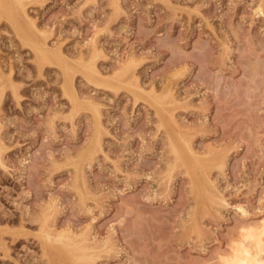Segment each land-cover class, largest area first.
<instances>
[{
  "label": "rangeland",
  "instance_id": "1",
  "mask_svg": "<svg viewBox=\"0 0 264 264\" xmlns=\"http://www.w3.org/2000/svg\"><path fill=\"white\" fill-rule=\"evenodd\" d=\"M24 2L0 7V264H223L264 219V0Z\"/></svg>",
  "mask_w": 264,
  "mask_h": 264
},
{
  "label": "bare ground",
  "instance_id": "2",
  "mask_svg": "<svg viewBox=\"0 0 264 264\" xmlns=\"http://www.w3.org/2000/svg\"><path fill=\"white\" fill-rule=\"evenodd\" d=\"M114 1V0H113ZM28 2V1H27ZM37 2V1H36ZM114 3V2H113ZM116 4H117V2H115ZM114 3V4H115ZM25 6V2H24V0H9L8 2L7 1H4V0H0V7H1V9L3 10V11H5L6 12V14L8 15V17H10V18H12V19H15L16 18V20H17V17H16V13H17V9H24L23 7ZM28 8V7H27ZM30 9V8H29ZM22 11V10H21ZM263 11V10H262ZM20 12V11H19ZM25 12V11H24ZM27 13V12H26ZM3 15V14H2ZM5 17V16H4ZM21 17V16H20ZM31 17V16H30ZM33 18V17H32ZM6 19V18H5ZM11 19V20H12ZM23 19V18H22ZM27 19H28V17H27ZM26 19V20H27ZM10 21V20H9ZM29 21V20H28ZM14 23V22H13ZM13 23H11V24H13ZM22 23V22H21ZM27 23V22H26ZM18 24V23H17ZM20 24V23H19ZM15 25V24H14ZM39 25V24H38ZM30 26V25H29ZM34 26V25H33ZM22 27V26H21ZM35 27V26H34ZM31 28V27H30ZM36 28V27H35ZM38 28H39V26H38ZM15 30H16V28H14ZM23 29V28H22ZM23 31V30H22ZM35 31V30H34ZM42 31H44V30H42ZM42 31H40V32H42ZM47 31V30H46ZM39 32V31H38ZM39 32V33H40ZM45 32V31H44ZM21 33V32H20ZM19 34V33H18ZM41 34V33H40ZM23 35H24V33H23ZM27 36V35H26ZM30 36H32V34H30ZM34 36H35V34H34ZM43 37V36H42ZM28 38V37H27ZM36 38L37 37H35L34 39L36 40ZM23 40V39H22ZM21 40V41H22ZM43 40V39H42ZM45 40V39H44ZM40 41V40H39ZM38 41V42H39ZM24 43V42H23ZM40 43V42H39ZM60 43V42H59ZM97 43V42H96ZM26 44V43H25ZM32 44H33V42H32ZM57 44V43H56ZM62 44V43H61ZM37 45V44H36ZM43 45V44H42ZM41 45V46H42ZM45 45V44H44ZM93 45H94V42H93ZM98 45V44H97ZM39 46V45H38ZM49 46V45H48ZM51 46V45H50ZM49 46V47H50ZM40 47V46H39ZM95 49L97 48V46L95 47V45L93 46ZM54 49H55V47H53ZM58 48H60V47H57V49ZM94 49V50H95ZM41 50V49H40ZM59 50V49H58ZM100 50H102V49H100ZM46 51H47V49H46ZM50 51V50H49ZM59 52H60V50H59ZM62 52V51H61ZM96 52V51H95ZM36 53V52H35ZM50 55V54H49ZM57 55V54H56ZM42 56H45L46 57V53H44V52H42ZM59 56V55H58ZM61 56V55H60ZM63 56V55H62ZM62 56H61V58H62ZM68 57L70 56V55H67ZM79 56V55H78ZM86 56V55H85ZM92 56H93V54H92ZM130 56V55H129ZM84 57V56H83ZM82 57V60L84 59ZM58 58V57H57ZM61 58H60V61H61ZM132 58H134V57H132ZM37 59V58H36ZM67 60V59H66ZM73 60V59H72ZM88 59H84L83 61H87ZM126 60L128 61L129 59L128 58H126ZM131 60V62H132V59H130ZM129 60V61H130ZM37 61V60H36ZM58 61V60H57ZM70 61V60H69ZM81 61V60H80ZM126 61V62H127ZM63 63H64V61H62ZM66 62V61H65ZM71 62V61H70ZM69 62V63H70ZM76 63V62H75ZM122 63V62H121ZM124 63H125V60H124ZM123 63V64H124ZM61 64V63H60ZM71 64V63H70ZM72 64H74V63H72ZM122 64V65H123ZM126 64H128V63H126ZM62 65V64H61ZM97 65V64H96ZM10 66V65H9ZM78 66V65H77ZM4 67V66H3ZM7 67V66H6ZM11 67V66H10ZM9 67V68H10ZM13 67V66H12ZM12 67H11V69H12ZM61 68H62V66H60ZM75 67V66H74ZM97 67V66H96ZM120 67H121V65H120ZM122 67H124V66H122ZM65 68V67H64ZM69 68V67H68ZM81 68V67H80ZM84 68V67H83ZM2 69V68H1ZM66 69V68H65ZM98 69V68H97ZM119 69V71H120V68H118ZM118 69H117V71H118ZM8 70V69H7ZM61 70V69H60ZM67 70V69H66ZM78 70H79V68H78ZM90 70V69H89ZM98 70H100V69H98ZM64 71V70H63ZM81 70H79V72H80ZM9 72V71H8ZM65 72V71H64ZM115 72V71H114ZM130 72H132V70L130 71ZM136 72V71H135ZM63 73V72H62ZM82 73V72H81ZM91 73V72H90ZM96 73V72H95ZM104 74V73H103ZM130 74V73H129ZM179 74V73H178ZM66 74L64 73V76H65ZM89 75V74H88ZM97 75V74H96ZM99 75V74H98ZM138 75V74H137ZM129 76V75H128ZM63 77V76H62ZM66 77V76H65ZM99 77H100V75H99ZM102 77V76H101ZM109 77H111V76H108V78ZM5 78V77H4ZM8 78V77H7ZM88 78V77H87ZM93 79V78H92ZM96 79V78H95ZM112 79H114V78H112ZM97 80V79H96ZM105 80H107V79H105ZM118 80V79H117ZM126 80V79H125ZM89 81V80H88ZM121 81V83H122V80H120ZM65 82H66V79H65ZM73 82V80L71 81V83ZM95 82V81H94ZM103 82H107V81H103ZM109 82H111V81H109ZM141 82V81H140ZM169 82H171L170 81V79H169ZM14 83H16L15 81H14ZM66 83H68V82H66ZM97 83V82H96ZM95 83V84H96ZM113 83V82H112ZM142 83V82H141ZM65 84V83H64ZM99 85H100V83H98ZM105 84V83H104ZM103 84V85H104ZM125 84V83H124ZM128 84V83H127ZM137 84V83H136ZM11 85V84H10ZM63 85V84H62ZM68 85H70V84H68ZM102 85V84H101ZM107 85V84H106ZM119 84H117V86H118ZM129 85V84H128ZM127 85V86H128ZM142 85V84H141ZM153 85V84H152ZM155 85V84H154ZM166 85H168V84H166ZM171 85V84H170ZM173 85V84H172ZM105 86V85H104ZM103 86V87H104ZM124 86V85H123ZM12 87V86H11ZM63 87H65V86H63ZM70 87V86H69ZM111 87V86H110ZM119 87V86H118ZM132 87V86H131ZM152 87V86H151ZM156 87V86H155ZM167 87V86H166ZM73 90L75 89V88H73V83H72V87H71ZM77 88V87H76ZM109 88V87H108ZM126 88V87H125ZM133 88H134V86H133ZM132 88V89H133ZM138 88V87H137ZM154 88V87H153ZM174 88V87H173ZM0 89L2 90V87L0 86ZM9 89V88H8ZM63 89V88H62ZM65 89H66V87H65ZM64 89V90H65ZM69 89V88H68ZM129 88H127V90H128ZM135 89V88H134ZM157 89V88H156ZM162 89V88H161ZM10 90H11V88H10ZM70 90V89H69ZM68 90V91H69ZM148 90V89H147ZM150 90H151V88H150ZM65 91H67V89L65 90ZM71 91V90H70ZM143 91V90H142ZM159 91V90H158ZM160 91H162V90H160ZM172 91V90H171ZM1 92V91H0ZM6 92V91H5ZM11 92H13V91H11ZM74 92H75V90H74ZM133 92H134V90H133ZM146 92V91H145ZM151 92V91H150ZM175 93H176V91H174ZM66 93V92H65ZM64 93V94H65ZM72 93H73V91H72ZM157 93V92H156ZM159 93V92H158ZM171 93V92H170ZM6 94V93H5ZM8 94V93H7ZM80 94V93H79ZM134 94V93H133ZM138 94V93H137ZM141 94V93H140ZM140 94H139V96H140ZM146 94V93H145ZM144 94V95H145ZM13 95V94H12ZM22 95V94H21ZM136 95V94H135ZM144 95H143V97H144ZM177 95V94H176ZM69 96V95H68ZM75 96V95H74ZM77 96V95H76ZM75 96V97H76ZM142 96V95H141ZM147 96V95H146ZM80 97V96H79ZM79 97H78V100H79ZM83 97V96H82ZM136 97V96H135ZM150 97V96H149ZM142 98V97H141ZM175 98H176V96H175ZM180 98V97H179ZM19 99V98H18ZM73 99V98H72ZM71 99V100H72ZM81 99V98H80ZM83 99V98H82ZM81 99V100H82ZM90 99V98H89ZM138 99V98H137ZM181 99V98H180ZM20 100V99H19ZM73 100H75V99H73ZM88 100V99H87ZM93 100V99H92ZM83 101V100H82ZM97 101V100H96ZM153 101V100H152ZM74 102V101H73ZM87 102V101H86ZM89 102V101H88ZM99 102V101H98ZM97 102V103H98ZM178 102V101H177ZM92 103V102H91ZM90 103V104H91ZM154 103V102H153ZM157 103V102H156ZM75 104V103H74ZM88 104V103H87ZM72 105V104H71ZM89 105V104H88ZM88 105H86V106H88ZM157 105H159V104H157ZM156 105V106H157ZM95 106H97V105H95ZM153 106V105H152ZM166 106V105H165ZM154 107V106H153ZM170 107H171V105H170ZM85 108V107H84ZM83 108V109H84ZM93 108V107H92ZM163 108V107H162ZM161 107H160V109H162ZM175 108V107H174ZM100 109V108H99ZM90 110H91V108H90ZM96 110V109H95ZM156 110V109H155ZM93 111V110H92ZM102 111V110H101ZM158 111V110H157ZM161 111V110H160ZM160 111H159V113H160ZM174 111V110H173ZM96 112H97V110H96ZM165 112V111H164ZM158 113V112H157ZM158 113V114H159ZM102 114V113H101ZM161 114V113H160ZM103 115V114H102ZM162 115V114H161ZM168 115V114H167ZM94 117H95V115H94ZM160 117H163V116H160ZM168 117V116H167ZM98 118H99V116H98ZM95 119H97V118H95ZM165 119V118H164ZM164 119L162 120V121H164ZM174 119V118H173ZM170 120H171V118H170ZM96 121V120H95ZM97 122V121H96ZM104 122V121H103ZM170 123V122H169ZM98 124V123H97ZM162 124V123H161ZM171 124V123H170ZM163 125V124H162ZM166 125V124H165ZM175 125V124H174ZM177 125V124H176ZM99 126V125H98ZM171 126V125H170ZM104 127H106V125L104 126ZM178 127V126H177ZM97 128V127H96ZM95 128V129H96ZM103 128V127H102ZM176 128V127H175ZM98 129V128H97ZM180 129V128H179ZM2 130V129H1ZM0 130V131H1ZM176 130V129H175ZM98 131V130H97ZM96 130H95V132H97ZM105 131V130H104ZM179 131V130H178ZM170 133V132H169ZM174 133V132H173ZM96 134V133H95ZM177 134H179V133H177ZM170 135V134H169ZM172 135V134H171ZM96 136V135H95ZM173 136V135H172ZM171 136V137H172ZM186 137V136H185ZM95 138V137H94ZM94 138H93V140H94ZM98 138V137H97ZM170 138V137H169ZM177 139H178V137H177ZM184 139V138H183ZM98 140V139H97ZM100 140V139H99ZM96 141V140H95ZM170 141V140H169ZM172 141V140H171ZM175 141V140H174ZM178 141V140H177ZM98 142V141H97ZM179 142H180V140H179ZM173 144H174V142H173ZM91 145H92V143H91ZM90 145V146H91ZM178 146V145H177ZM6 147V146H5ZM100 147V146H99ZM182 147V146H181ZM181 147H180V149H181ZM175 148H176V145H175ZM183 148V147H182ZM98 149V148H97ZM101 149V148H100ZM189 149V148H188ZM211 149V148H210ZM194 150V149H193ZM216 150V149H215ZM88 151V150H87ZM183 151V150H182ZM198 151V150H197ZM4 152V151H3ZM96 152V151H95ZM181 152V151H180ZM183 153V152H182ZM87 154V153H86ZM192 154V153H191ZM199 154H200V152H199ZM198 154V155H199ZM84 155V154H83ZM181 155V154H180ZM204 155H206V154H204ZM209 155V154H208ZM175 156V155H174ZM196 157V156H195ZM5 158V157H4ZM180 158V157H179ZM185 158V157H184ZM193 158V157H192ZM204 158V157H203ZM186 159V158H185ZM196 159V158H195ZM194 159V160H195ZM82 160V159H81ZM207 160V159H206ZM6 161V160H5ZM74 161V160H73ZM183 161V160H182ZM196 161V160H195ZM75 162H77V161H75ZM185 162V161H184ZM217 162H218V160H217ZM224 162V161H223ZM196 163V162H195ZM198 163V162H197ZM200 163V162H199ZM219 163V162H218ZM80 164H81V162H80ZM193 164H194V162H193ZM192 164V165H193ZM215 164V163H214ZM0 165H2L1 163H0ZM200 165V164H199ZM213 164H211L210 166H212ZM218 165V164H217ZM169 166V165H168ZM171 166V165H170ZM185 166V165H184ZM224 166V165H223ZM187 167V166H186ZM191 167H193V166H191ZM194 167H196V166H194ZM215 167H217V166H215ZM80 168H81V166H80ZM197 168V167H196ZM187 169H189L188 167H187ZM193 169V168H192ZM208 170V169H207ZM78 171V170H77ZM85 171V170H84ZM187 171V170H186ZM190 171V170H189ZM80 172V171H79ZM171 172V171H170ZM188 172V171H187ZM193 172H195V171H193ZM78 173V172H77ZM199 173V172H198ZM166 174H167V172H166ZM188 174V173H187ZM201 174V173H200ZM79 175V174H78ZM85 175V174H84ZM173 175V174H172ZM197 175V174H196ZM77 177V176H76ZM198 177V176H197ZM211 177V176H210ZM78 178H80V177H78ZM169 179H170V176L168 177ZM204 179V178H203ZM214 179V178H213ZM78 180V179H77ZM81 180V179H80ZM216 180V179H215ZM205 181V180H204ZM193 182H195V181H193ZM207 182V181H206ZM205 182V183H206ZM198 183V182H197ZM200 183H201V181H200ZM83 184V183H82ZM199 184V183H198ZM206 185H207V183H206ZM195 186H197L198 187V185H195ZM201 186H202V183H201ZM82 187H84V186H82ZM201 188V187H200ZM206 188V187H205ZM210 188H213L212 186L210 187ZM219 188V187H218ZM196 189V188H195ZM194 189V190H195ZM202 189V188H201ZM215 190V189H214ZM84 191H85V189H84ZM201 191V190H200ZM203 191V190H202ZM222 191V190H221ZM86 193V192H85ZM201 193H203L204 194V192H201ZM215 194V193H214ZM211 195V194H210ZM217 195V194H216ZM205 196V195H204ZM214 195H212L211 197H213ZM203 197V196H202ZM223 198V197H222ZM201 199V198H200ZM199 200V199H198ZM202 200V199H201ZM226 201V200H225ZM205 202V201H204ZM210 202V201H209ZM225 203V202H224ZM52 204H53V202H52ZM221 204H223V203H221ZM227 204V203H226ZM48 205H49V202H48ZM217 205V204H216ZM50 206V205H49ZM199 206H202V205H199ZM214 206V205H213ZM224 206V205H223ZM197 207V206H196ZM42 208V207H41ZM45 208V207H44ZM44 208H42V209H44ZM218 208V207H217ZM219 208H220V206H219ZM240 208V207H239ZM58 209V208H57ZM197 210H198V208H196ZM200 209V208H199ZM244 209V208H243ZM196 210V211H197ZM43 211V210H42ZM52 211V210H51ZM57 212V211H56ZM247 212V211H246ZM39 213H41V212H39ZM54 213V216H55V212H53ZM49 214H50V212H49ZM194 214V213H193ZM0 215H1V213H0ZM2 216V215H1ZM43 216V215H42ZM53 216V215H52ZM194 216V215H193ZM195 216H196V214H195ZM194 216V217H195ZM193 217V218H194ZM2 218V217H1ZM49 218H51V217H49ZM44 220V219H43ZM50 220V219H49ZM48 220V221H49ZM52 220H53V218H52ZM193 220H195V219H193ZM261 222H260V224H258V225H256V226H253V225H251V226H247V227H243V229H241L242 231H241V234H240V238L234 243V245L232 246V251H231V253L230 254H228V255H226V256H223L222 258H221V261L223 262V264H227V262H228V260H230V259H237V258H239V259H246L247 257H245V256H243V250L244 249H248L250 252H251V255H252V258H256L257 257V253H258V248H259V246H260V244H261V234H262V231H264V219H262V220H260ZM193 223H194V221H193ZM42 224H43V222H42ZM47 224V223H46ZM52 224V223H51ZM49 225V224H48ZM42 227H43V225H42ZM54 229V228H53ZM63 229V228H62ZM194 229H195V226H194ZM64 231V230H63ZM67 231V230H66ZM66 231H65V233H66ZM73 231V230H72ZM84 231V230H83ZM199 231V230H198ZM23 232V231H22ZM41 232V231H40ZM59 232H61V231H59ZM79 232V231H78ZM1 233V232H0ZM46 233V232H45ZM44 233V234H45ZM47 233H48V231H47ZM50 233V232H49ZM53 233V232H52ZM56 233V232H55ZM80 234V233H79ZM78 234V235H79ZM81 234H82V232H81ZM91 234H93V233H91ZM42 235V234H41ZM40 235V236H41ZM48 235V234H47ZM51 235V234H50ZM55 235V234H54ZM60 235V234H59ZM86 235V234H85ZM17 236V235H16ZM62 236L64 237L65 235H63L62 234ZM75 236H77V235H75ZM19 237V236H18ZM48 237V236H47ZM55 237V236H54ZM66 237H67V234H66ZM43 238V237H42ZM88 238H90V237H88ZM93 238V237H92ZM2 240H3V238H1ZM6 239V238H5ZM40 239V238H39ZM82 239V238H81ZM45 240H46V238H45ZM102 240V239H101ZM105 240V239H104ZM1 241V240H0ZM17 241H18V239H17ZM47 241V240H46ZM98 242V241H97ZM2 243V242H1ZM6 243V242H5ZM41 243V242H40ZM48 243V242H47ZM64 243L66 244V245H68L69 247L71 246V248L72 249H79L80 248V246L75 242V240L73 239V238H71V237H69L68 236V240L65 242L64 241ZM87 243V242H86ZM91 243V242H90ZM95 243V242H94ZM102 243V242H101ZM3 244V243H2ZM1 244V245H2ZM51 244V243H50ZM42 245V244H41ZM48 245V244H47ZM92 245V244H91ZM6 246H8L7 245V243H6ZM52 245H50V247H51ZM67 246V247H68ZM87 246V245H86ZM88 246H90V244L88 245ZM108 246V245H107ZM4 247V246H3ZM57 247V246H56ZM65 247V246H64ZM5 248V247H4ZM7 248V247H6ZM48 248V247H47ZM9 249V248H8ZM57 249H58V247H57ZM66 249V248H65ZM70 249V248H69ZM6 250V249H5ZM10 250V249H9ZM44 250V249H43ZM82 250V249H81ZM100 250V249H99ZM91 251V250H90ZM93 251V250H92ZM66 253H68L67 251H65ZM84 252V251H83ZM82 252V253H83ZM7 253V252H6ZM72 253V252H71ZM75 253V252H74ZM77 253V252H76ZM78 253H79V251H78ZM77 253V254H78ZM81 253V252H80ZM8 254V253H7ZM45 254V253H44ZM69 254V253H68ZM9 255V254H8ZM66 255V254H65ZM71 255V254H70ZM69 255V256H70ZM80 255H82V254H80ZM47 256V255H46ZM68 256V257H69ZM60 257V256H59ZM63 257V256H62ZM72 257V256H71ZM83 257V256H82ZM60 259V258H59ZM58 259V260H59ZM64 259V258H63ZM49 260V259H48ZM65 260V259H64ZM69 260H71V259H69ZM68 260V261H69ZM90 261H92V259L90 260ZM62 262V261H61ZM58 263V262H57ZM70 263V262H69ZM64 264V263H63ZM78 264V263H77Z\"/></svg>",
  "mask_w": 264,
  "mask_h": 264
},
{
  "label": "snow or ice",
  "instance_id": "3",
  "mask_svg": "<svg viewBox=\"0 0 264 264\" xmlns=\"http://www.w3.org/2000/svg\"><path fill=\"white\" fill-rule=\"evenodd\" d=\"M243 256L246 259H230L227 264H264V231L261 234V244L258 248V253L256 258H252L251 252L248 249L243 250Z\"/></svg>",
  "mask_w": 264,
  "mask_h": 264
}]
</instances>
